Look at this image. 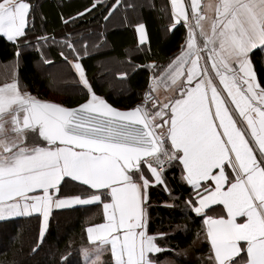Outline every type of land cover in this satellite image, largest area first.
<instances>
[{
	"label": "snow or ice",
	"instance_id": "6c2138e0",
	"mask_svg": "<svg viewBox=\"0 0 264 264\" xmlns=\"http://www.w3.org/2000/svg\"><path fill=\"white\" fill-rule=\"evenodd\" d=\"M169 7V30L182 27L185 43L165 64L149 65L148 91L135 107L118 109L96 93L81 62L87 41L71 34L59 55L83 102L37 99L15 74L0 83V220L39 214L42 242L53 208L98 204L103 222L87 228L94 247L82 249L86 261L103 264L109 251L114 264H158L166 233L147 230V190H169L161 169L179 166L192 189L184 205L203 217L209 264H264V79L250 55L264 49V0ZM34 10L30 0H0V36L17 44L16 57ZM135 29L146 44L145 24ZM73 182L86 186L84 195L62 192ZM213 205L224 214H209Z\"/></svg>",
	"mask_w": 264,
	"mask_h": 264
},
{
	"label": "trees",
	"instance_id": "16d2710c",
	"mask_svg": "<svg viewBox=\"0 0 264 264\" xmlns=\"http://www.w3.org/2000/svg\"><path fill=\"white\" fill-rule=\"evenodd\" d=\"M30 2L35 10L29 16L27 43L19 44V57H16L17 44L0 36V83L10 77L2 71L9 69L12 60H16L17 63L15 61L11 67L12 70L13 66L18 67L17 79L21 88L43 101L64 106L83 102L84 90L77 83L74 70L59 55L62 40L68 34L73 40L87 41L88 55L81 62L85 65L88 79L98 95L120 108H131L143 100L153 74L150 62L165 64L185 39L182 27L169 30L168 0L154 1L152 8L148 5L138 6L132 0H119V3L117 0ZM127 4L136 7L126 8L124 5ZM77 13L83 15L78 16ZM129 14L133 16V23L142 20L146 25L147 44H139L136 30L129 23ZM126 19L128 24L125 25ZM86 30V34L82 35ZM88 30L94 31V35ZM45 36L50 38L48 43L39 39ZM52 37H55L56 43L51 42ZM45 59L52 63H44ZM107 59L123 62L124 71L117 72L113 80L124 82L126 89L114 90L110 81L97 78L100 64ZM251 59L258 78L264 79V49L254 50ZM52 66L55 69L46 72ZM122 72L127 73L126 78L119 80L117 75L120 77ZM59 76H64L62 83L58 81ZM70 80L73 82L67 84L66 81ZM162 172L170 191L159 184L147 190V230L150 234L166 233L164 238H158L162 251L155 255L156 260L163 264H209L203 217L188 211L184 205L192 191L191 186L182 179L179 166L167 167ZM85 190L86 186L73 182L62 192L84 195ZM102 212V206L98 204L54 208L42 242L39 241L42 227L39 214L0 220V239L4 242L0 247V264H90L82 255V249L93 246L86 230L95 223L103 222ZM33 247H36L35 252L32 251ZM101 259L103 264H114L109 251H105Z\"/></svg>",
	"mask_w": 264,
	"mask_h": 264
},
{
	"label": "rangeland",
	"instance_id": "374dc122",
	"mask_svg": "<svg viewBox=\"0 0 264 264\" xmlns=\"http://www.w3.org/2000/svg\"><path fill=\"white\" fill-rule=\"evenodd\" d=\"M154 1H157V0H132V2L135 3L138 6L148 5L151 8L153 6L152 3ZM128 17H129V20H132V18H133L132 15L130 16V14L128 15ZM137 17H139V15ZM137 17H134V18H137ZM127 22H128V19H126L125 25L128 24ZM115 23H116V21H115ZM86 32H87V30L86 31H83L82 32V35H85ZM88 32L89 33L92 32L91 34L94 35V31H89L88 30ZM76 35H81V33H76ZM96 39H97V36H96ZM40 65H42V64H40ZM122 68H124V65H123V62L122 61H117L115 59H107L106 61H103L100 64L99 70L96 72V76H97V78L100 81H110L111 82V87L114 88V90H115V88H116V90H124V89H126V86H125V83L124 82H116V80H113V77H115V74L117 72L124 71V69H122ZM54 69H55V67L52 66L51 68L47 69L48 71H46V72L53 71ZM62 78H60V76H59V80L58 81L60 83H62L61 82V79ZM70 81L71 82L66 81V83L67 84H70V83L73 82L72 80H70ZM59 82H57L56 84H59ZM51 96H53V95H51ZM57 99H59V97ZM143 100H144V98H143ZM140 103H141V101L138 104H140ZM34 238H35V235H34ZM3 244H4V242L0 239V247H3ZM92 247H94V246H92ZM169 261H172V260L169 259ZM87 263H89V262L87 261ZM160 263H162V262H160Z\"/></svg>",
	"mask_w": 264,
	"mask_h": 264
},
{
	"label": "crops",
	"instance_id": "0c3cea01",
	"mask_svg": "<svg viewBox=\"0 0 264 264\" xmlns=\"http://www.w3.org/2000/svg\"><path fill=\"white\" fill-rule=\"evenodd\" d=\"M170 4V0H168V5ZM170 8V7H169ZM137 20V19H136ZM144 23L142 20H138V22H136V23ZM129 23H131L132 24V26L135 28V24L136 23H133V20H129ZM146 26V25H145ZM136 30V29H135ZM136 34H137V38H138V33L136 32ZM138 41H139V38H138ZM148 41H149V38H148ZM148 41L146 42V44L148 43ZM184 43H185V39L183 40V42L180 44V46H179V49L175 52V54H177L180 50H181V46L182 45H184ZM257 49H259V48H257ZM254 50H256V49H253V51ZM252 51V52H253ZM251 55V54H250ZM16 60H12V62L9 64V69H7V70H11V71H7V70H3L2 71V73H4V74H7V75H10V77L8 78V80L7 79H5V80H3V82H11V78L13 77V74H15V76H16V78H17V76H18V67H17V65H15V68L12 70V67H11V64H14V62H15ZM16 63H17V61H16ZM152 62H150V64H151ZM149 64V65H150ZM123 73V72H122ZM152 76V75H151ZM117 78H120L119 80H123V79H125L126 78V76H118L117 75ZM3 82H1V83H3ZM21 87V86H20ZM149 87V86H148ZM21 90L22 91H25V92H28V91H26V90H24L23 88H21ZM148 91V88L145 90V93ZM29 93V92H28ZM163 98V97H162ZM143 102V100L141 101V103ZM72 206H75V205H72ZM69 207H71V206H69ZM65 208V207H64ZM54 209V208H53ZM52 209V210H53ZM206 211H208V213L209 212H212V214L211 213H209V214H211V215H220V214H224V210H223V206L222 205H213V206H211V208L209 209V210H206ZM147 216V215H146ZM9 218H11V217H9ZM7 219V218H6ZM92 226V225H91ZM87 231V230H86ZM87 237H88V234H87ZM204 240H205V242L207 243V245H208V252H209V254H210V243L205 239V234H204ZM92 243V242H91ZM92 245H93V243H92ZM94 246V245H93ZM114 263V262H113ZM160 262H158V264H159ZM160 264H163V262L162 263H160Z\"/></svg>",
	"mask_w": 264,
	"mask_h": 264
},
{
	"label": "water",
	"instance_id": "95a60500",
	"mask_svg": "<svg viewBox=\"0 0 264 264\" xmlns=\"http://www.w3.org/2000/svg\"><path fill=\"white\" fill-rule=\"evenodd\" d=\"M47 102H52V101H47ZM109 102V101H108ZM53 103H56V102H53ZM110 104H112L111 102H109ZM113 105V104H112ZM76 106V105H74ZM74 106H68V107H74ZM114 107L118 108V109H121V110H126V109H130V108H120V107H117L115 105H113ZM136 105H134L133 107H135ZM132 108V107H131Z\"/></svg>",
	"mask_w": 264,
	"mask_h": 264
},
{
	"label": "built area",
	"instance_id": "2783aa9c",
	"mask_svg": "<svg viewBox=\"0 0 264 264\" xmlns=\"http://www.w3.org/2000/svg\"><path fill=\"white\" fill-rule=\"evenodd\" d=\"M167 168V166L165 168H162L161 171H164Z\"/></svg>",
	"mask_w": 264,
	"mask_h": 264
}]
</instances>
